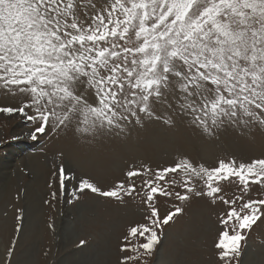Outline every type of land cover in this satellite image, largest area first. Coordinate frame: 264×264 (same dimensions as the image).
Segmentation results:
<instances>
[{
  "label": "snow or ice",
  "instance_id": "snow-or-ice-1",
  "mask_svg": "<svg viewBox=\"0 0 264 264\" xmlns=\"http://www.w3.org/2000/svg\"><path fill=\"white\" fill-rule=\"evenodd\" d=\"M0 88L26 95L22 106L0 107V113L26 117L34 124L33 139L73 125L84 134L122 131L128 122L151 118L162 98L206 132L264 123V0H105L99 7L95 0H0ZM168 173L184 174L185 194L177 192L178 199L195 194L215 201L223 199L219 180L235 177L245 190L264 184V159L221 160L211 169L182 159L157 170L144 182L149 214L128 229L121 247L134 255L121 264L144 261L158 243L156 230L182 211L161 217L153 206L157 193L172 195L158 183ZM70 180L75 177L61 165V195ZM124 190L123 181L103 190L81 178L72 195L119 198ZM135 190L127 186L128 194ZM223 202L229 209L215 248L220 264H232L244 230L264 216V200L242 195ZM133 239L143 242L133 245Z\"/></svg>",
  "mask_w": 264,
  "mask_h": 264
},
{
  "label": "rangeland",
  "instance_id": "rangeland-1",
  "mask_svg": "<svg viewBox=\"0 0 264 264\" xmlns=\"http://www.w3.org/2000/svg\"><path fill=\"white\" fill-rule=\"evenodd\" d=\"M85 2L87 3V0ZM95 2L99 7L105 0H95ZM1 99L11 102L0 101L2 105L0 107H20L26 95L18 90L6 91L0 88ZM169 99L162 98L157 101L151 118L145 116L142 120L128 122L122 131L88 134L100 141L101 146L105 141L110 149L114 144L122 146L118 155L119 163L122 164L120 177H109L110 183L105 186L99 185L97 181L89 177L91 182L103 190H110L117 182L123 181L125 190L121 192L119 198L102 197L90 191L77 192L73 196V187L78 184L79 179L87 177L76 173L75 169L68 171L70 169L68 165L72 166V162L64 156L63 152L57 153L52 158L53 171L47 182L34 185V188L40 191L42 199L40 214L35 217L37 226L34 224L36 222L30 224L31 221L25 224L27 221L25 204L28 201L25 189L33 188L34 178L38 180L35 174L39 170L37 166L35 174L31 173L33 162L37 163L28 158L35 148H45L50 141H58L57 135L62 138L64 135L67 137L68 127L60 132L49 130L47 134H38L36 139H33L30 133L34 129V124L26 117L19 113L11 115L0 113V158H5L7 148L17 145L19 148L22 147L23 156L20 157H26L23 159L24 162H17V172L23 174L21 176L17 173L16 178L18 188L21 189L19 194L16 191L12 196V203L20 207L17 216L20 219L16 217V222L13 223L16 226L11 244H9L10 240L4 241V236L0 232V254L3 260L1 264H39V261L43 259H48V264H121L124 256L134 255L132 252H122L121 247L126 243L124 237L128 229L136 224L144 223L146 215L149 214L150 210L145 203L147 189L144 182L154 180L157 170L173 167L182 159H188L197 166L203 165L209 169L217 167L221 160L235 161L239 165L264 159V123L257 121L225 125L206 132L202 127L193 125L189 117H182L174 107H169ZM28 112L34 114L32 109H28ZM19 124L20 128L27 131L26 139L21 141L12 136L13 128ZM84 137L85 134L80 132L78 139H84ZM96 146L100 148L99 145ZM61 165L70 176L75 177V180L67 182V191L63 195H61L59 183ZM146 168H150L151 172L145 171ZM130 170H140L142 174L130 180L126 176ZM173 181L175 184L172 183ZM192 182L198 189H203L202 180L194 179ZM158 183L172 193L171 196L159 193L154 196L153 206L159 209L160 216H165L169 211L174 212L177 207L182 211L174 215L167 225L156 230L158 243L150 255L144 256L146 264H181L183 260L186 261L187 240H193L199 244L205 243L204 248L207 250L202 251L201 257L204 260L199 264H220L215 244L218 232L221 230L220 220L229 209V205L223 200H235L242 195L245 200H264V184H250L248 190H245L235 177L218 181L221 188L218 197L223 199L217 198L215 201L206 195L196 196L195 194L189 195L187 200L178 199L177 192L185 194L183 173H168L167 177ZM130 184H134L136 190L128 194L127 186ZM53 193L56 194L55 197ZM69 200L72 202L69 203ZM121 204L128 207L132 205L137 208L138 214L126 226L122 228L119 226L117 231L116 228L109 231L107 222L109 219L103 218L102 212L106 206H121ZM232 206L238 208L239 202ZM9 208H5V212L0 209V229ZM189 208L195 211L192 210V213L187 214ZM69 211L70 216L66 218L67 221L61 220ZM257 215L260 214L257 213ZM186 227H188L187 234H185ZM36 228H38L37 237L33 240L31 234L26 242L24 240L21 243L26 233L35 232ZM243 236L244 239L239 242L240 255L233 260L232 264H243L247 252H249V258L256 264H264V216H260L250 229H245ZM81 241L84 243L81 244ZM142 242L143 240L136 239L131 241L133 245ZM106 248L108 252H111L108 254L109 257L102 256L105 255L104 253L107 254ZM9 250H11V256L8 254ZM144 261L132 260L127 264H144Z\"/></svg>",
  "mask_w": 264,
  "mask_h": 264
},
{
  "label": "bare ground",
  "instance_id": "bare-ground-1",
  "mask_svg": "<svg viewBox=\"0 0 264 264\" xmlns=\"http://www.w3.org/2000/svg\"><path fill=\"white\" fill-rule=\"evenodd\" d=\"M0 101L11 102L10 100H6V99L5 100L1 99ZM20 126H21L20 124L19 126L15 125V128H13V132H12L13 133L12 136H14L15 138H19L18 141H21V139H26L25 137H27V133H26L27 131L23 128H20ZM67 130H68L67 137H65L64 135V138H62V136L60 137L57 135L56 138L58 139V141H54V140L50 141L49 142L50 144H46L45 148H39V149L35 148L32 155H30V157L28 158V160H30L31 158V160L36 161L37 163L34 164L33 162L31 173L35 174L34 171L38 167L39 170L35 174L38 180L34 178L33 188H30V190L29 188L25 189V194H27V198H28V201L25 204L27 206V207L25 206V213L27 215V217H25V219L27 218L25 224L30 223L31 221L32 223L30 224L36 222L34 224L37 226L38 222L35 220V217H38L40 214V209L42 208L41 207L42 199L40 198L41 197L40 191L36 190L34 188V185L37 186L47 182L50 173H52L53 171L51 168L52 158H54L57 153L63 152L64 156L66 158H69L70 161L72 162V166L68 165L70 168L68 171L75 169L76 173H79L84 177L86 176L87 178L89 177L93 178L95 181H97V183H99V185H104V186L109 185L108 184L110 183L109 177L115 178L121 176L120 166L122 164L119 163L118 155H120L119 153L121 151L122 146H116L114 144L112 149H110L107 141L103 142L101 146L100 141H98L94 137L93 138L90 137L88 134H85L84 139H78L80 132H78L75 126L68 127ZM60 144H63V146H60ZM96 145H99L100 148ZM21 148H19L18 145L11 148L9 147L6 150L5 158H0V209L4 210L5 212V208L12 207V210H10L9 208V211H7L8 213L7 216L5 217V220L3 221L2 224L3 226L1 227L0 232H2L1 234L4 236L3 239L5 242L7 240L8 241L10 240L9 244H11L14 235L13 231L16 226V225L14 226L13 223L16 222L15 220L19 214V209H20L18 204L15 205L14 203H12L13 201L12 196L16 191L18 193L21 189L18 188L17 185L18 181L16 180L18 173L17 162L22 163L25 161L23 159L24 158L26 159V157L23 158L20 157L23 156V152ZM18 174L21 176L23 175L20 172ZM131 207L136 211H134ZM138 210H140V208H138ZM192 210H193L192 208H189V211L187 210V214L188 212L192 213ZM202 211L207 212V210H202ZM137 214H138L137 208H134L132 205L128 207V205L124 206L122 204L121 206H110V207L106 206V208H104L102 212L103 218L109 219V221L107 220V222L109 223L108 224L109 231L115 230V228L117 231L119 226H121L122 228L123 226H126L127 224L131 223L132 219H134L137 216ZM196 214L197 213H194V215ZM202 215L200 214V216ZM69 216H70V211L68 213H65V217L63 215V218L61 220L67 221L66 218ZM188 223L189 220L187 224ZM187 233H188V227H186L185 230V234ZM31 234L34 240L35 237H37L38 235V228L35 229V232L26 233L24 239L21 240V243H23L24 240L26 242ZM46 240L48 241V237ZM112 240L115 242L114 239ZM188 242L190 244L189 246H188ZM7 247L9 248L10 245ZM204 247H205V243L199 244L197 242L195 243V241L193 240H187L186 252H185L186 261L183 260L181 264H199L200 262H202V260L204 259H202L201 253L202 251L207 250ZM104 254L105 255L102 256L109 257L108 254H111V252H108L107 250V254L106 253ZM2 261L3 260L1 259V254H0V264L2 263ZM253 263L256 264L254 261H252L249 258V252H247L243 264H253ZM39 264H48V259L40 260Z\"/></svg>",
  "mask_w": 264,
  "mask_h": 264
}]
</instances>
